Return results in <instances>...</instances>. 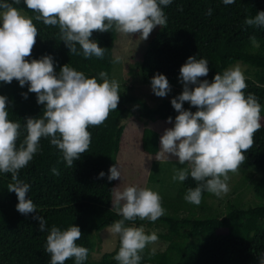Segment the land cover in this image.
I'll use <instances>...</instances> for the list:
<instances>
[{
  "label": "trees",
  "instance_id": "1",
  "mask_svg": "<svg viewBox=\"0 0 264 264\" xmlns=\"http://www.w3.org/2000/svg\"><path fill=\"white\" fill-rule=\"evenodd\" d=\"M13 6L31 16L39 33L32 54L26 60L30 62L49 55L57 74L68 64L87 78L96 77L98 83L102 82L98 75L101 71L111 80L114 28L109 32H93L90 37L105 48L103 59L85 58L82 50L80 55L69 52L60 40L58 26H47L35 20L38 13L27 9L23 0ZM209 9H212L211 15L206 14ZM163 11L167 24L158 28L142 53L144 83L150 84L157 73L163 74L168 81L173 80L179 76V69L189 56L208 61L209 73L201 80L209 82L238 61L255 70L245 77L247 88L244 93L245 96L253 94L261 105L262 127L254 135L252 148L244 153L243 164L245 168L254 167L263 172L254 190L264 199V27L244 24L246 18L264 11V0H235L230 5H225L223 0H172ZM253 36L258 40L259 48H254L251 43ZM28 87V84L21 87L15 79L10 84L0 82V95L8 101V118L21 124L17 146L26 135V118L43 115L44 105L37 103L36 94L28 92ZM23 93H27V98ZM183 108L192 112L197 110L188 102L183 103ZM131 113L150 121H167L168 117L174 121L178 115L171 101L150 107L144 100L124 92L117 109L109 114L104 124L88 129L92 134L89 150L75 160L71 168L50 139L41 138L38 152L19 172V179L30 185L28 199L36 205L35 213L22 215L16 210V194L8 191V185L13 183L11 174L0 173V264H50V254L45 250L50 229L55 226L64 231L71 225L78 226L83 233L76 243L89 250L83 264H119L114 259L120 247L119 237L114 249L104 253L99 260H92L91 255L99 248L100 231L122 218L112 208L113 192L119 188L120 180L109 181L107 177L111 166L119 168V157L128 146L121 122ZM140 140L141 149L156 157L159 134L144 128ZM53 168L59 175H53ZM100 172H104L103 178H98ZM196 186L197 182L189 176L178 194L180 201L167 203L173 212L165 210L155 222L139 219L126 222L136 227L147 222L166 230L160 235L168 242L166 250L152 254L153 249L148 245L141 253L140 264H259L264 256V204L247 208L229 204L221 215L212 214L207 204L197 206L184 199L187 190ZM208 195L204 192L202 199ZM178 210H187L189 214L181 217ZM34 215L46 221L45 231L38 230ZM65 264H75V259H68Z\"/></svg>",
  "mask_w": 264,
  "mask_h": 264
},
{
  "label": "clouds",
  "instance_id": "2",
  "mask_svg": "<svg viewBox=\"0 0 264 264\" xmlns=\"http://www.w3.org/2000/svg\"><path fill=\"white\" fill-rule=\"evenodd\" d=\"M172 0H23L26 8L38 13L35 20L47 26H58L60 40L73 55L85 58L103 59L105 48L90 39L93 32H109L111 29L130 37L139 34L147 40L157 27H165L167 16L164 7ZM21 0H0V82L10 84L14 79L23 87L28 84V92L35 93L37 103L44 105L40 118H26V135L17 146L21 136V124L9 120L7 98L0 95V173L11 174L13 183L8 191L16 194V210L22 215L36 212V205L28 199L30 185L19 179L21 169L27 167L39 150L41 138H49L50 143L61 153L68 167L88 152L92 134L90 127H99L109 114L118 107L120 85L109 80L106 72L87 78L68 64L55 72L54 61L45 55L40 59L30 57L39 35L33 19L14 7ZM225 5L235 0H223ZM207 15L212 14L209 9ZM245 25L264 27V11L246 18ZM254 48H259L255 36L250 37ZM79 45V49L77 48ZM119 58H117L118 61ZM209 73L206 59L189 56L179 69L182 92L171 100L178 113L172 128L165 129L160 138V150L156 159L177 158L180 165L188 167L175 169L173 181L183 182L190 176L197 186L189 188L184 199L199 206L202 194L208 192L221 198L228 193L229 173L236 174L246 160L244 153L254 144V135L262 127L261 105L253 94L245 96L246 78L237 64L222 74L217 73L212 82L201 80ZM151 89L157 97H165L170 91L169 81L163 74H155L150 81ZM194 86V87H190ZM27 98V93L22 94ZM188 102L197 110H185ZM172 123V118H167ZM53 175H59L56 168ZM104 172L98 178L104 177ZM108 180H121L118 166L109 168ZM113 192L112 208L122 218L115 221L110 231L119 237L120 247L114 259L119 264H140L141 253L150 244L158 241L153 232L146 234L143 227H136V220L155 222L165 214L162 198L150 188L128 186ZM38 230H46V221L39 215ZM83 233L71 225L61 231L53 226L46 238V252L50 254V264H65L71 258L75 264H83L89 250L79 246ZM154 254V250L153 253ZM264 264V256L259 260Z\"/></svg>",
  "mask_w": 264,
  "mask_h": 264
},
{
  "label": "rangeland",
  "instance_id": "3",
  "mask_svg": "<svg viewBox=\"0 0 264 264\" xmlns=\"http://www.w3.org/2000/svg\"><path fill=\"white\" fill-rule=\"evenodd\" d=\"M21 13L27 17L31 16L24 10ZM157 26L150 34L147 40H141L139 34H133L130 37L116 31L113 45V68L111 80H116L119 85V95L128 92L138 98L144 100L150 107H155L162 102L171 101L177 97L183 90V85L179 81V76L169 81L171 91L165 97H157L153 94L151 84L144 83L141 75L142 53L144 52L147 42L153 38L157 32ZM117 58L118 61H117ZM239 65L245 77L251 76L255 70L243 62H235L227 69ZM120 100V99H119ZM186 103V102H184ZM264 113V109H263ZM167 123L165 120L150 121L141 119L136 113L127 115L121 122L124 127V139L128 146L124 149L119 157V170L121 172V180L119 190L128 186L138 188H150L159 193L162 198V207L167 210V203L178 202V194L183 188V182L173 181L172 177L175 174L174 170L188 167L187 164L180 165L177 158L169 156V160L158 161L154 156L145 153L141 149V132L144 128L152 129L159 134V150L160 138L165 129L172 128L174 125ZM263 172L254 167H244L241 164L236 174L229 173V191L221 198L210 194L202 199L200 205L207 204L212 214H222L225 212L229 204H235L238 207L247 208L249 206H258L264 204V199L255 194V186L262 178ZM169 201V202H168ZM170 204V203H169ZM173 212L172 209H168ZM178 215L181 217L188 216L187 210H178ZM111 225L102 229L99 233L100 245L99 248L91 255L92 260H99L106 252L114 249L117 241V235L110 231ZM146 233H155L158 236V241L155 244H150L154 251H164L168 246L160 235L166 230L156 224L149 225L145 222L142 226Z\"/></svg>",
  "mask_w": 264,
  "mask_h": 264
}]
</instances>
